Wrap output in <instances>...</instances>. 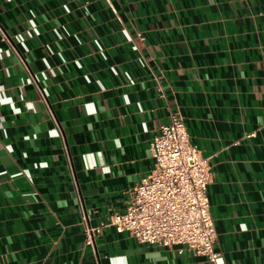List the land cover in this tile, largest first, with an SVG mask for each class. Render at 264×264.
Wrapping results in <instances>:
<instances>
[{"label":"crops","instance_id":"0c3cea01","mask_svg":"<svg viewBox=\"0 0 264 264\" xmlns=\"http://www.w3.org/2000/svg\"><path fill=\"white\" fill-rule=\"evenodd\" d=\"M175 112L218 258L114 226L87 246L82 202L124 212ZM0 264H264V0H0Z\"/></svg>","mask_w":264,"mask_h":264},{"label":"built area","instance_id":"2783aa9c","mask_svg":"<svg viewBox=\"0 0 264 264\" xmlns=\"http://www.w3.org/2000/svg\"><path fill=\"white\" fill-rule=\"evenodd\" d=\"M251 132L247 136H254ZM153 169L130 191L124 212H114L93 225L82 202L85 244L95 248L106 226L129 232L141 243L184 244L215 261L217 228L210 210L208 185L211 156H204L189 133L184 117L175 112L151 143Z\"/></svg>","mask_w":264,"mask_h":264}]
</instances>
